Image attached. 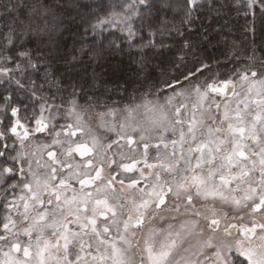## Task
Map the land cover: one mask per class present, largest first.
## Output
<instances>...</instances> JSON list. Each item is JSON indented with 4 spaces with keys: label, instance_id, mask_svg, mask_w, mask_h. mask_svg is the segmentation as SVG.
Returning <instances> with one entry per match:
<instances>
[{
    "label": "snow or ice",
    "instance_id": "obj_1",
    "mask_svg": "<svg viewBox=\"0 0 264 264\" xmlns=\"http://www.w3.org/2000/svg\"><path fill=\"white\" fill-rule=\"evenodd\" d=\"M91 7L0 0V264H264V40L165 43L213 0Z\"/></svg>",
    "mask_w": 264,
    "mask_h": 264
},
{
    "label": "trees",
    "instance_id": "obj_2",
    "mask_svg": "<svg viewBox=\"0 0 264 264\" xmlns=\"http://www.w3.org/2000/svg\"><path fill=\"white\" fill-rule=\"evenodd\" d=\"M75 2V0H74ZM83 3L90 4L92 7L88 11L101 8L102 6L107 5L110 0H81ZM215 7L219 9V14H213L210 28H208V22L205 21L203 24L201 21H197L193 29L187 31L185 37H175L165 38V43L169 45H177L178 42H182L183 39H188L193 42L196 47L193 49V53L199 57H215L220 59L222 62L225 60V55L228 51L235 45L238 48L250 47L252 46V41L255 39L256 45H259L262 40H264V24L260 20V14L257 12V19L255 23V36L248 31V28L251 27V17L245 18L243 15V8H237L236 0H213ZM81 12L85 11L84 9L80 10ZM75 15V11L73 12ZM66 23L69 21L68 17H65ZM81 21L79 17L76 18L74 22L70 24L69 31L65 32L63 38L60 40L61 46H66L67 49H71L72 41L76 38L77 32H83V27L77 28V25ZM206 28L209 30V34L212 38V43H201L203 40V35L206 31ZM165 53V57L162 58H172V52H169L167 49L162 50ZM175 51V48H173ZM127 50H125V53ZM191 58V54L189 56ZM117 59H121L120 56H117ZM123 63L117 65L115 61L111 64L105 65L106 75H112L113 69H117V74L131 75L134 73V67H130L131 61L128 59L127 54L123 57ZM86 62V59H85ZM170 68V66H168ZM230 67V65L228 66ZM72 73L79 71L83 75V68L80 65H77L75 68L71 69ZM221 71H224V68H221ZM88 72L91 73L92 69L89 68ZM158 74V73H154Z\"/></svg>",
    "mask_w": 264,
    "mask_h": 264
}]
</instances>
